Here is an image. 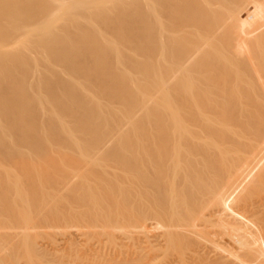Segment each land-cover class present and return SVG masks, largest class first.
<instances>
[{
    "label": "bare ground",
    "instance_id": "1",
    "mask_svg": "<svg viewBox=\"0 0 264 264\" xmlns=\"http://www.w3.org/2000/svg\"><path fill=\"white\" fill-rule=\"evenodd\" d=\"M0 264H264V0H0Z\"/></svg>",
    "mask_w": 264,
    "mask_h": 264
},
{
    "label": "rangeland",
    "instance_id": "2",
    "mask_svg": "<svg viewBox=\"0 0 264 264\" xmlns=\"http://www.w3.org/2000/svg\"><path fill=\"white\" fill-rule=\"evenodd\" d=\"M170 74H171V72H169V71H168V72H167V71H164V73H162V72L160 73V76H159V77H162L163 79H166V78H168V76H169ZM166 75H167V76H166ZM163 76H166V78H164ZM67 119H69V118H67ZM70 119H71V117H70ZM72 120H73V119H72ZM73 121H74V120H73ZM127 125H128V124L124 125L125 127L123 126L122 128H123V129L127 128Z\"/></svg>",
    "mask_w": 264,
    "mask_h": 264
}]
</instances>
